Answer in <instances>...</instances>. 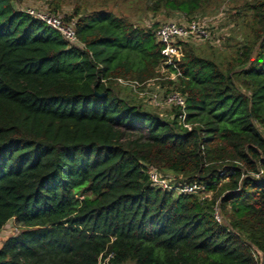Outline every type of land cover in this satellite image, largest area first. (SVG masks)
<instances>
[{
    "label": "trees",
    "instance_id": "1",
    "mask_svg": "<svg viewBox=\"0 0 264 264\" xmlns=\"http://www.w3.org/2000/svg\"><path fill=\"white\" fill-rule=\"evenodd\" d=\"M205 1L162 3L190 16ZM13 2L0 0V229H20L0 243V264H258L264 0L247 5L238 69L183 50L166 82L189 130L177 108L165 120L112 87L156 77L153 31L92 11L74 20L81 50ZM146 166L203 183L213 200L152 187ZM216 200L229 229L212 216Z\"/></svg>",
    "mask_w": 264,
    "mask_h": 264
},
{
    "label": "rangeland",
    "instance_id": "2",
    "mask_svg": "<svg viewBox=\"0 0 264 264\" xmlns=\"http://www.w3.org/2000/svg\"><path fill=\"white\" fill-rule=\"evenodd\" d=\"M252 1L254 0H206L190 16L165 7L162 0H14L13 4L18 10L31 7L53 11L68 21H74L78 16L92 11L104 10L135 26L150 29L153 32L159 24L167 21L178 23L189 19L203 21L209 33L208 37L186 40L181 44L182 49H189L199 56L212 60L220 69L227 67L238 69L240 66L234 63L235 58L240 46L250 39H248L249 28L246 23L251 15L247 5ZM167 71L165 69L164 73ZM154 78L160 77L156 73ZM154 78L137 91L115 82H112V87L117 96L129 104L168 120L174 107L164 104L163 97L173 88L166 82L167 80ZM153 95L155 98H152ZM255 127L264 138V127L259 125ZM160 173L170 175L166 171H160ZM176 178L180 179L178 176ZM172 195L176 194L172 193ZM195 195L207 202L213 200L212 193L206 190ZM214 203L210 205L211 211ZM19 229L14 220L9 219L0 229V243ZM254 255L257 259L256 251ZM124 264L133 263L128 260Z\"/></svg>",
    "mask_w": 264,
    "mask_h": 264
},
{
    "label": "built area",
    "instance_id": "3",
    "mask_svg": "<svg viewBox=\"0 0 264 264\" xmlns=\"http://www.w3.org/2000/svg\"><path fill=\"white\" fill-rule=\"evenodd\" d=\"M20 11L40 21L47 28L55 31L69 46L85 50L84 44L76 37L73 20H65L62 15L49 10H38L30 7ZM208 34L206 25L203 21L189 19L183 23L167 21L159 24L154 31V36L159 45V54L161 56V61L156 68V73L160 78L154 79L175 80L176 76L179 74L176 64L183 55L181 44L189 39L207 38ZM170 68L173 70H170ZM165 69L168 71L164 73ZM151 80L152 79L138 82L130 79L115 78L114 82L137 91L140 87L147 85ZM152 98H155V96L153 95ZM163 103L179 110L178 121L183 128L189 130L191 126L194 125L184 121V97L176 90H169L163 97ZM260 172L261 171L258 170L249 175L253 178H258ZM145 174L152 187L170 191L176 195L180 193L195 195L204 191V185L201 182L196 180L184 181L180 176H178L180 179H177L174 174H162L158 169L152 166L145 167ZM211 213L217 223L229 229V226L220 215L217 201L212 206ZM106 259L107 258L98 260L97 264H106Z\"/></svg>",
    "mask_w": 264,
    "mask_h": 264
},
{
    "label": "water",
    "instance_id": "4",
    "mask_svg": "<svg viewBox=\"0 0 264 264\" xmlns=\"http://www.w3.org/2000/svg\"><path fill=\"white\" fill-rule=\"evenodd\" d=\"M258 254V264H264V253L260 252V251H257L255 250Z\"/></svg>",
    "mask_w": 264,
    "mask_h": 264
}]
</instances>
